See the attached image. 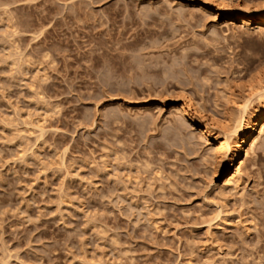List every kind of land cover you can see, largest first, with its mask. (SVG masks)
<instances>
[{
  "label": "rangeland",
  "instance_id": "1",
  "mask_svg": "<svg viewBox=\"0 0 264 264\" xmlns=\"http://www.w3.org/2000/svg\"><path fill=\"white\" fill-rule=\"evenodd\" d=\"M260 3L0 0V264H264V135L227 185L212 125L264 91Z\"/></svg>",
  "mask_w": 264,
  "mask_h": 264
},
{
  "label": "bare ground",
  "instance_id": "2",
  "mask_svg": "<svg viewBox=\"0 0 264 264\" xmlns=\"http://www.w3.org/2000/svg\"><path fill=\"white\" fill-rule=\"evenodd\" d=\"M252 6V8L248 9V14L244 13L242 8L237 6L234 12V19L242 22L244 27L254 22L259 23L260 27L264 26V3ZM139 67L141 68L142 66ZM253 96L258 98L257 108L251 111V104L253 101L250 102V99L245 101V104H242L239 109V116L233 121L231 128L229 125H224L218 120H212V125L221 128L224 131V137H226L225 141L217 140L215 145L216 154L222 162H228L230 168L235 167V170L227 176V185L238 181V177L244 168V161L251 157L255 146L264 135V91L256 92ZM188 107L189 106L186 105H180L179 111L186 118L190 119L191 116L189 115L190 111ZM200 133L208 139L213 137L211 126L200 127Z\"/></svg>",
  "mask_w": 264,
  "mask_h": 264
}]
</instances>
